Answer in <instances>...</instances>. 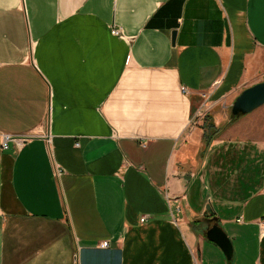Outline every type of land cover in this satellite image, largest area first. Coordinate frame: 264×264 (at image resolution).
Masks as SVG:
<instances>
[{"label": "crops", "instance_id": "1", "mask_svg": "<svg viewBox=\"0 0 264 264\" xmlns=\"http://www.w3.org/2000/svg\"><path fill=\"white\" fill-rule=\"evenodd\" d=\"M262 81L264 0H0V264H264Z\"/></svg>", "mask_w": 264, "mask_h": 264}, {"label": "water", "instance_id": "2", "mask_svg": "<svg viewBox=\"0 0 264 264\" xmlns=\"http://www.w3.org/2000/svg\"><path fill=\"white\" fill-rule=\"evenodd\" d=\"M262 105H264V81L243 89L231 104L230 114L246 115ZM205 237L222 251L227 260L231 259L233 253L231 241L215 218L211 217L207 220Z\"/></svg>", "mask_w": 264, "mask_h": 264}, {"label": "built area", "instance_id": "3", "mask_svg": "<svg viewBox=\"0 0 264 264\" xmlns=\"http://www.w3.org/2000/svg\"><path fill=\"white\" fill-rule=\"evenodd\" d=\"M111 34L113 36H120L121 30L119 28H112ZM36 135H24V136H13V135H7V134H0V150L1 151H8L11 146L15 150L22 149L25 144L32 139ZM146 221V217H142L140 219V222L143 223ZM108 246L107 242H103L101 244V247L106 248ZM194 264H198V261L195 260Z\"/></svg>", "mask_w": 264, "mask_h": 264}, {"label": "trees", "instance_id": "4", "mask_svg": "<svg viewBox=\"0 0 264 264\" xmlns=\"http://www.w3.org/2000/svg\"><path fill=\"white\" fill-rule=\"evenodd\" d=\"M231 117L237 118L239 116H232L231 115ZM205 119H206V117H205ZM203 130H204L205 142H209L213 137H215L221 131L220 128H215L212 124H210L206 120H204Z\"/></svg>", "mask_w": 264, "mask_h": 264}, {"label": "rangeland", "instance_id": "5", "mask_svg": "<svg viewBox=\"0 0 264 264\" xmlns=\"http://www.w3.org/2000/svg\"><path fill=\"white\" fill-rule=\"evenodd\" d=\"M229 114H230V109H229ZM239 119H241V117H237V118H233L231 117V114L230 116L225 120V123L220 127V129H225L227 128L228 126H232L234 125L236 122L235 121H238Z\"/></svg>", "mask_w": 264, "mask_h": 264}]
</instances>
